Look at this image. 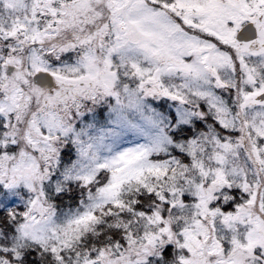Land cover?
Wrapping results in <instances>:
<instances>
[{
  "label": "snow or ice",
  "instance_id": "1",
  "mask_svg": "<svg viewBox=\"0 0 264 264\" xmlns=\"http://www.w3.org/2000/svg\"><path fill=\"white\" fill-rule=\"evenodd\" d=\"M0 264H264V0H0Z\"/></svg>",
  "mask_w": 264,
  "mask_h": 264
}]
</instances>
